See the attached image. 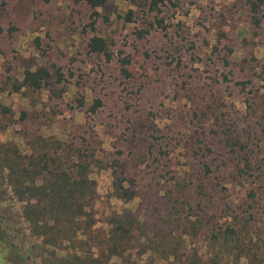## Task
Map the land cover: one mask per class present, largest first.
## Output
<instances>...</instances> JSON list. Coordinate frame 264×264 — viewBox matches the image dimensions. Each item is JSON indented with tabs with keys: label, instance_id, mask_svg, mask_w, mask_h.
<instances>
[{
	"label": "rangeland",
	"instance_id": "obj_1",
	"mask_svg": "<svg viewBox=\"0 0 264 264\" xmlns=\"http://www.w3.org/2000/svg\"><path fill=\"white\" fill-rule=\"evenodd\" d=\"M250 8L243 0H156L154 6L149 0L110 1L90 18L83 4L6 0L0 13V236L5 245L0 248L15 250L29 264H195L207 253L195 237L176 239L175 230L157 216L167 206L165 192L186 179L182 172H202V162L231 210L244 197L230 174L214 179L221 174L217 166L224 173L232 166L230 161L223 169L224 155L216 144L209 142L211 152L198 161L182 145L192 130L200 132L197 118L189 120L196 102L205 106L210 98L219 109H228L239 126L264 127V5L254 18ZM92 36L104 40L108 59L87 51ZM120 59L127 60L129 77L121 75ZM38 68L48 69L53 79L55 70L60 72L59 98L51 101L46 89L13 92L24 70ZM41 122L45 125L38 126ZM260 140L264 155V136ZM200 141L192 140L197 146ZM46 151L57 157L56 165L73 166V172L74 155L87 162L93 184L89 199L74 202L80 216L50 244L45 242L52 225L47 213L42 211L37 224L31 221L47 202L17 194L8 172L13 166L4 163L17 156L38 160ZM24 166L30 168L27 161ZM33 174L35 188L49 189L48 172ZM121 178L122 187L135 196H115L113 182ZM214 198L220 205L219 196ZM125 215L137 227L116 254L106 257L109 220ZM224 221H217L213 234ZM260 222L264 226L263 215ZM38 228L47 233L40 235ZM168 229L172 235L159 241ZM239 230L243 234L246 224ZM250 237L254 252L230 258L229 264H264V227L252 229ZM208 258L202 257V263Z\"/></svg>",
	"mask_w": 264,
	"mask_h": 264
},
{
	"label": "trees",
	"instance_id": "obj_2",
	"mask_svg": "<svg viewBox=\"0 0 264 264\" xmlns=\"http://www.w3.org/2000/svg\"><path fill=\"white\" fill-rule=\"evenodd\" d=\"M47 1V0H43ZM63 3L70 4H83L91 11V16H96V8L107 4L110 1H122V2H137V0H59ZM148 0H139V2L145 3ZM156 0H149L152 6L155 5ZM245 4L251 6L250 11L253 18L256 17L257 9L260 5H264V0H243ZM6 6V0H0V13L4 11ZM248 9V8H247ZM89 30L93 29L92 21L88 23ZM3 31L0 24V33ZM10 32V31H8ZM34 41H37L35 38ZM87 51L91 54L102 55L108 59L107 47L104 40L97 36L89 38L86 44ZM120 73L123 77H129V71L126 68L128 65L127 60L120 59ZM55 77L52 78L51 72L48 69L38 68L34 71L24 70L22 72V78L19 82L12 85L13 92H19L21 89L28 93L33 91L46 89L49 99L52 101L59 98L63 93L61 88H56L62 81V75L58 70H55ZM223 81H227L226 75H222ZM98 104L99 102L96 101ZM205 103V102H204ZM203 103V104H204ZM205 105V104H204ZM94 110V106L91 111ZM264 113V111H263ZM21 118L25 116L24 113H20ZM199 125L198 129L190 130L191 134L183 142L186 153L193 155V158L198 161L200 158H204L206 154L211 152L210 145L216 144L217 148L221 150V154L224 155L220 159L223 169L226 167V163L232 161V166L228 172L224 173L219 166L216 169L221 173L214 176L216 181H221L230 174L233 177L232 185H239L244 191V197L235 206V210H231L225 202L221 200L223 197L219 190H216L217 184H212L211 178L208 176L210 168L202 162L200 167L202 172L191 170L190 172H182L186 176L185 180L175 181L171 186V190L165 192L167 206L162 210L163 215L159 214L157 219L161 220L163 224L169 225L175 233H177L176 239L181 240L183 237L197 238L198 242L205 244L204 248L207 253H203L202 256L196 258L195 264H203L202 257H209L205 264H229L230 258L238 260L244 252L253 253L251 246L252 238L250 234L252 229L263 231V223L260 222L262 215L264 216V155H262V142L260 136H264V127L257 128L254 124H244L239 126L236 118L230 116L228 109L223 106L219 109L215 98H210L209 102L205 106H201L199 102H196L194 110L189 115V120H196ZM201 121V123H200ZM184 126L186 123L182 122ZM41 122L38 126H44ZM206 127L209 129L210 135L206 137ZM200 138L201 146L195 145L192 140ZM209 143V142H211ZM14 152V151H12ZM40 157L38 160H30L28 157L17 156L12 159L6 157L4 163L8 162L14 167H8L9 175L13 176L15 192L21 193V196L27 195V200L34 199L37 196L40 199H44L47 205L41 206L38 212L39 216L32 218V222L38 223L42 211L46 212V216L52 221V225L47 227L51 237L45 238L46 243H53L60 238V234L65 233V226L73 219L74 216L80 215L74 213L76 201H86L92 195L93 184L87 179V171L89 167L87 162H80V158L74 155L76 158V164L74 165L75 171L73 172V166L65 165L64 168L56 165L57 157H51L48 155ZM53 159V160H50ZM27 161L30 165L29 169L24 166V162ZM48 161L53 163L50 168ZM32 169L33 173L40 174L46 171L50 174L51 179L46 183L49 189L42 191L35 188L32 177L34 174L30 173ZM35 169V170H34ZM227 173V174H226ZM31 174V175H30ZM224 174V175H223ZM124 178L113 182V191L118 198L127 199L128 197L135 196L133 192H127L122 187ZM224 191V189L222 188ZM41 195V196H40ZM214 195L219 196L220 205H215L217 199ZM22 198V197H20ZM36 202H41L37 200ZM169 203V204H168ZM81 208V206H80ZM239 210V211H236ZM24 214L31 215V211H23ZM35 213V214H36ZM44 214V213H43ZM260 214V216H259ZM51 215H55L52 217ZM28 216V215H27ZM59 217V218H58ZM259 220V226H257V220ZM109 220L110 229L108 230V241L110 242L107 247V256H112L120 250L124 243H127L130 229L137 227V221L130 215H125L122 219L113 216ZM227 219L231 221L227 222ZM224 221L225 226L221 228L217 227V234H213L217 221ZM246 224V231L242 234L240 229L241 225ZM58 227V228H57ZM58 229V230H57ZM37 233L44 235L47 231H43L41 228L37 229ZM169 231L162 233L159 236V241L162 238H166ZM166 231V228L161 229L160 232ZM159 232V230H157ZM158 235V234H157ZM143 237V236H141ZM157 238L158 236H154ZM210 237V238H209ZM197 249V247H195ZM239 252V254H238ZM197 255H195L196 257ZM248 257V256H246ZM195 259V258H194ZM90 263L97 264L96 261L89 260ZM81 264V263H80ZM255 264H262L258 261Z\"/></svg>",
	"mask_w": 264,
	"mask_h": 264
},
{
	"label": "flooded vegetation",
	"instance_id": "obj_3",
	"mask_svg": "<svg viewBox=\"0 0 264 264\" xmlns=\"http://www.w3.org/2000/svg\"><path fill=\"white\" fill-rule=\"evenodd\" d=\"M3 242L4 239L0 236V245L5 246ZM0 264H29V260L22 258L15 250L4 247L0 248Z\"/></svg>",
	"mask_w": 264,
	"mask_h": 264
}]
</instances>
